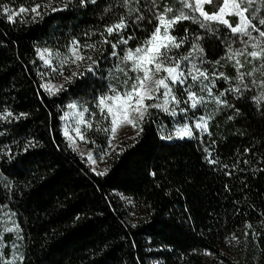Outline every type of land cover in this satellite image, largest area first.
<instances>
[{
  "label": "trees",
  "instance_id": "obj_1",
  "mask_svg": "<svg viewBox=\"0 0 264 264\" xmlns=\"http://www.w3.org/2000/svg\"><path fill=\"white\" fill-rule=\"evenodd\" d=\"M222 3L204 7L216 12ZM0 6L18 14L10 21L0 7V113H12L0 117V264H206L203 252L225 257L224 249L236 255L230 264H264L262 59L254 73L242 71L243 81L226 66L230 87L220 81L222 104L209 109L206 129L195 127L197 116L193 135L178 137L176 129L189 120L185 111L173 116L149 108L137 136L111 152L100 173L65 134L69 105L82 109V132L93 153L103 156L112 125L98 98L135 79L124 56L148 39L163 2L0 0ZM242 7L264 31V3ZM121 19L127 27L109 35L106 29ZM249 32L251 38L191 17L172 27L171 35L184 43L169 54L179 60L192 52L182 62L221 65L229 49L264 41ZM73 41L91 59L53 95L45 84L56 76L41 53L47 49L63 62ZM193 44L203 52H193ZM122 195L145 206L144 216L134 219Z\"/></svg>",
  "mask_w": 264,
  "mask_h": 264
},
{
  "label": "snow or ice",
  "instance_id": "obj_2",
  "mask_svg": "<svg viewBox=\"0 0 264 264\" xmlns=\"http://www.w3.org/2000/svg\"><path fill=\"white\" fill-rule=\"evenodd\" d=\"M81 2L83 3L84 0H81ZM92 2L95 3V0H92ZM211 2L212 0H195V8L193 10L198 11L200 16L205 21H219L227 25L233 33H241L251 38V33L249 32V28L251 27L252 29L258 31L259 37L264 38V31L256 29V26L251 24V21L245 15L248 8L242 7V4L245 3L250 6L253 0H223V6L215 14L210 15L203 10V4H210ZM260 2L264 3V0H260ZM186 7L192 8V5L186 4ZM20 11L24 12L26 10L21 9ZM32 11L36 12V9L34 8ZM171 11L172 9L168 8L165 10V13L158 15L156 17L158 23L153 32L149 35L148 39H146L141 46L135 48L134 51L132 49H128L126 52L124 60L131 63V71L135 73V79L128 77L124 81L125 87L123 91L111 89L113 93L112 95H105L98 98L97 107L100 109L101 114L105 115L106 119H110L112 125L111 132L113 136L115 135L118 124L127 123L136 127L137 119L142 121L149 108H160L164 112H168L173 116L177 114L175 108L170 109L169 107L172 103L177 105L180 103V101L172 95V86L176 83L183 84L185 82L186 77L181 68V63L184 60H188V58L192 56V52H189L187 56H182L179 60L174 56H170L169 52H171L172 49L180 48V46L184 43L183 39L177 42L176 37L170 34V30L178 22L182 20H189L191 17L181 13L172 19H167V13ZM3 12L8 13L7 18L10 21L14 19V15H18L17 13H13L12 10L7 7H3ZM36 14L39 15L38 12ZM227 15H235L239 17L240 23L233 27L225 18ZM137 19H140V17H137ZM260 23L264 24V20H261ZM200 26L204 27L203 24ZM126 27V23L123 19H121L119 23L108 27L106 32L111 35L114 31L120 32ZM128 39H131V37ZM105 42L107 43V41ZM127 42V40H121V43L123 44H127ZM78 46L79 42L73 41L72 48L70 49L72 56L75 58L73 62L84 59L82 55L78 54ZM87 47L92 48L94 45H87ZM115 47L116 45H113V48ZM252 47L257 50H253L247 53V55L252 58H260L264 60V46H261L260 42L256 41L253 43ZM192 49L193 52H203V49L200 48L199 44H193ZM229 51L231 52V49H229ZM44 52L47 53L48 50L45 49ZM244 54V52L238 51L232 53V56L235 58ZM113 55H116V53L113 52ZM41 58H45L44 53H41ZM89 59L91 58L89 57ZM46 63H51V61L46 60ZM236 64L237 66H242L240 65V61L238 59L236 60ZM262 67H264V65H262ZM53 70L55 71V69ZM91 70L92 65H89V71ZM161 73H163V75H161ZM193 73H195V75ZM188 75L191 76L193 80H197L201 77H204L205 79L207 78L206 74L200 72L195 64H192L191 71ZM249 75H251V73H249ZM240 78L243 81V74H241ZM129 80H131V84H129ZM251 83L255 84L256 81L253 80ZM260 83L264 86V81H261ZM245 87H247V85H245ZM45 88L46 90L51 91L49 86L46 85ZM56 91H59V89H56ZM56 91H52L51 94L55 95ZM235 91L239 92L240 89L237 88ZM161 97L163 98L162 103H145V101L158 100ZM261 98H264V93H262ZM188 99L191 101V107L193 108L203 102L201 97H197L195 93L190 91L188 92ZM217 100L219 101V97H217ZM69 107L75 108L76 105H69ZM85 111H87V109H85ZM181 111H184V109H181ZM11 115L12 113L10 112L0 113V117L4 119H7ZM79 116L81 118V122H85L83 121V112L79 113ZM18 118L19 117H17V119ZM87 126L89 128L92 127L91 123H88ZM195 127L198 129H206L207 123L204 118H201V121L197 123ZM76 131L77 134H79V128H77ZM65 134L67 135V133ZM175 135L178 137H191L193 132L186 124L181 128H177ZM81 139H83V136H81ZM212 163H216V161L213 160ZM8 231H12V229H8Z\"/></svg>",
  "mask_w": 264,
  "mask_h": 264
},
{
  "label": "rangeland",
  "instance_id": "obj_3",
  "mask_svg": "<svg viewBox=\"0 0 264 264\" xmlns=\"http://www.w3.org/2000/svg\"><path fill=\"white\" fill-rule=\"evenodd\" d=\"M161 1L163 2L164 13L166 9L168 8L172 9L171 12L167 13V19H172L173 17L178 16L181 13L189 17H195V16L201 17L198 11L193 10L195 8V0H161ZM186 4H191L192 8L186 7ZM205 4L206 3L203 4V10L207 12L204 7ZM222 6L223 3L221 7ZM216 12H207V13L211 15V14H215ZM245 15L248 17L247 12ZM225 18L228 20L229 24H231L233 27L237 26L240 23L239 17L235 15H227ZM170 34H171V30H170ZM255 42L256 41L251 42L249 47H243L241 51L244 52L245 54L239 57L233 58L232 53L234 52L231 51L225 62L222 63L221 65L207 64L202 61L181 63V68L184 71L186 77L185 82L183 84L176 83L174 86H172V95H174L176 99L180 101V103L178 105L172 103L169 105V107L170 109L175 108V110H180V111L181 109H184L185 113H183L182 117L189 118L187 125L191 128V130L194 125V121H192L191 119H195L197 116H200L201 118H204V120L206 121L207 118L206 114L208 113L209 109L216 108L217 106L222 104V99L220 96L225 92V89L222 90L220 81L227 80V87L228 88L230 87L228 86L230 81L226 79L229 76V72L226 66H233L236 74H243V75L245 73L242 71L245 72L250 71L251 73H254L255 70L258 69V64L261 59L252 58L247 55V53L253 50H257V49H253L252 47L253 43ZM260 44L261 46H264V41L260 42ZM42 53H44L45 62L46 60L51 61V63H47L50 65V69L52 71H54L53 69H55L54 75L56 76V78L52 81L46 82L45 84V86L47 85L51 89L50 92L56 91V89H60L64 84V82L77 72L79 67H83L88 63V59H89L88 56L84 53V51L78 50V54L84 57L83 60H76L75 62H73L75 58L71 54L63 62L57 63L56 61L53 60V56L50 53L48 52L47 53L42 52ZM237 59L240 61V65L242 66H237L236 64ZM262 61H263L262 64L264 65V60ZM192 64H195L200 72L205 73L207 78L205 79L204 77H201L197 80H193L191 76L188 75V73L191 71ZM193 74L195 75V73ZM161 75H163V73H161ZM189 91L195 93L197 97H201L203 99V102L198 104L195 108L191 107V101L188 99ZM217 97H219V101L217 100ZM160 99H161L160 103H162L163 98L161 97ZM74 105H76V107L73 108L70 114H67V128L65 130V133H67V136L69 137L70 142L74 147V149L78 153H80L83 157L86 158V160L90 163L92 168L97 172L104 173L107 168L110 153L118 150L127 141L132 140L137 136L139 132L140 120L137 119L136 127H133L132 125L127 123L118 124V126L116 127L115 135L113 136L112 134L109 151L105 152L103 156H97L93 153L91 144L87 141L84 133L82 132V128H81L82 122L79 116V113L82 112V109L79 107V105L77 104ZM77 128H79V134H77L76 131ZM81 136H83V139H81ZM122 197L125 200V202L130 206L131 214L134 217V219H138L144 216V214L146 213L145 206L139 204L138 202H136L127 195H122ZM223 254L225 257H221L219 255H215L210 252H203V256L206 264H230L229 262H236L237 260L236 255L229 249H224ZM226 258H228L229 261Z\"/></svg>",
  "mask_w": 264,
  "mask_h": 264
}]
</instances>
